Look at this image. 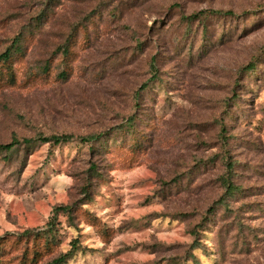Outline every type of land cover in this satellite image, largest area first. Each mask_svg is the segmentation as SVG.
<instances>
[{
	"label": "rangeland",
	"instance_id": "rangeland-1",
	"mask_svg": "<svg viewBox=\"0 0 264 264\" xmlns=\"http://www.w3.org/2000/svg\"><path fill=\"white\" fill-rule=\"evenodd\" d=\"M6 50L0 264H264V0H0Z\"/></svg>",
	"mask_w": 264,
	"mask_h": 264
},
{
	"label": "trees",
	"instance_id": "trees-1",
	"mask_svg": "<svg viewBox=\"0 0 264 264\" xmlns=\"http://www.w3.org/2000/svg\"><path fill=\"white\" fill-rule=\"evenodd\" d=\"M208 14H213V15H221V16H233L234 13L233 11L231 10H221V9H201L191 15H189L188 17L189 18H192V19H196V18H199V17H204ZM66 51V48H63L62 49V53ZM10 51L9 50H6L2 53H0V61H6L8 60V58L10 57ZM254 63L253 62H250L247 67H253ZM154 74L153 76H151V80L154 79ZM147 85V82H144L140 88H144L145 86ZM130 121H132L131 118H129ZM224 134V132H222ZM102 136V133H99V134H95V135H91V136H87V137H82L80 138L82 141H85V142H94L98 139H100V137ZM42 141L44 142H51L52 144H58V143H62V142H67V141H70L72 139V135L70 134H52L50 136H41L39 137ZM31 142V139L30 138H24V139H18L16 137L12 138L9 142L7 143H0V150L2 149H5V150H9L11 148H13L15 145H19L21 143H30ZM232 160L230 159L228 162H227V167L229 168V171L232 170ZM231 175H227L223 178V183L225 185V192L228 194V195H233L236 190L238 189V186H236L235 184L232 183L231 179H230ZM222 198V197H221ZM224 199V197H223ZM222 200V199H220ZM55 212L56 211H64V212H67V214L70 215L71 213V206H68V205H60V206H56L55 207ZM208 211H211V208H208ZM31 231L30 230H25L23 232L24 235H27L29 234ZM193 235H197L196 232H193ZM0 240H1V237H0ZM76 249L77 248V244L75 242H73V249ZM66 255L67 253L65 254H61L47 262H45L44 264H64L66 262ZM195 256L193 255V258ZM195 260V264H199L197 262V260L194 258Z\"/></svg>",
	"mask_w": 264,
	"mask_h": 264
}]
</instances>
